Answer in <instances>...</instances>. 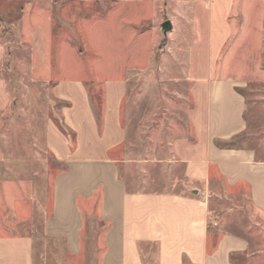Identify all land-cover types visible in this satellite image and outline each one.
<instances>
[{
  "label": "rangeland",
  "instance_id": "1",
  "mask_svg": "<svg viewBox=\"0 0 264 264\" xmlns=\"http://www.w3.org/2000/svg\"><path fill=\"white\" fill-rule=\"evenodd\" d=\"M166 21L173 25L168 35L161 28ZM212 25L223 31L209 32ZM214 41L223 43L218 55ZM213 58L220 71L241 77L248 104L242 145L264 159V0H0L3 211L11 231L33 237L36 264H97L102 250L95 213L78 261L57 255L43 237L53 179L62 169L46 145L51 123L64 131L57 79L84 70L99 107L103 86L93 81L95 71L102 66L112 70L101 76H127L122 177L131 191L177 192L179 172L170 173L167 163L174 142L190 134L192 79L212 67ZM218 205L211 202L212 209ZM245 212L231 218V228L250 243L245 264H264L261 224L251 230Z\"/></svg>",
  "mask_w": 264,
  "mask_h": 264
},
{
  "label": "crops",
  "instance_id": "2",
  "mask_svg": "<svg viewBox=\"0 0 264 264\" xmlns=\"http://www.w3.org/2000/svg\"><path fill=\"white\" fill-rule=\"evenodd\" d=\"M215 30L223 31L210 26L209 32ZM211 45L212 53H221L223 43ZM215 61L193 77L190 134L172 145L167 166L179 172L177 192L131 191L122 177L127 76H101L112 70L102 66L95 71L93 81L103 86L99 107L84 70L57 79L54 95L66 105L64 131L51 123L46 145L62 169L53 179L51 214L43 221V237L56 245L57 255L70 263L82 257L87 220L95 213L103 229L97 264H245L251 246L231 228V218L248 208L251 230L260 222L264 238V159L244 144L221 147L247 132L248 104L241 77L220 71ZM6 186L0 185V264H36L33 237L7 225ZM212 201L219 204L215 209Z\"/></svg>",
  "mask_w": 264,
  "mask_h": 264
},
{
  "label": "trees",
  "instance_id": "3",
  "mask_svg": "<svg viewBox=\"0 0 264 264\" xmlns=\"http://www.w3.org/2000/svg\"><path fill=\"white\" fill-rule=\"evenodd\" d=\"M243 138V135H241V136H237V137H235L232 141H230L229 143H227V144H221V147L223 146V147H227V148H229V147H243L242 146V141L243 140H241ZM218 144L220 145V143L218 142ZM88 221L89 220H87V224H88Z\"/></svg>",
  "mask_w": 264,
  "mask_h": 264
},
{
  "label": "water",
  "instance_id": "4",
  "mask_svg": "<svg viewBox=\"0 0 264 264\" xmlns=\"http://www.w3.org/2000/svg\"><path fill=\"white\" fill-rule=\"evenodd\" d=\"M161 28H162L164 35H168L169 33L173 31V25L171 21H166L165 23H163Z\"/></svg>",
  "mask_w": 264,
  "mask_h": 264
}]
</instances>
